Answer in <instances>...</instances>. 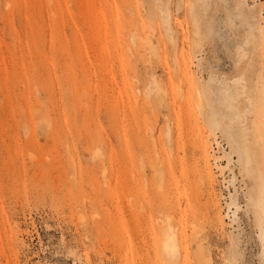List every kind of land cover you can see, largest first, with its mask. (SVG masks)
<instances>
[{"label":"rangeland","instance_id":"374dc122","mask_svg":"<svg viewBox=\"0 0 264 264\" xmlns=\"http://www.w3.org/2000/svg\"><path fill=\"white\" fill-rule=\"evenodd\" d=\"M260 184L264 0H0V264H264Z\"/></svg>","mask_w":264,"mask_h":264},{"label":"bare ground","instance_id":"6f19581e","mask_svg":"<svg viewBox=\"0 0 264 264\" xmlns=\"http://www.w3.org/2000/svg\"><path fill=\"white\" fill-rule=\"evenodd\" d=\"M191 9V8H190ZM194 11V10H193ZM193 21H194V23H195V25H198V20H197V18H196V13H195V11H194V13H193ZM197 93H198V102H197V106L199 107V109L200 110H202V107H203V100L204 99H206L207 101H209V99H208V91L207 90H205V89H200V90H198L197 91ZM201 114H202V112H201ZM215 114H213V119L215 120V116H214ZM233 122V121H232ZM235 126H242V123H240V122H237V123H229V125H228V132H229V134H230V137H231V139H232V142H233V148L235 149V151L239 154V156L243 159V170L246 172V174L248 175V176H250V177H252V175L254 176V174H255V172H256V166H255V160H254V156H253V153H252V149L250 148V146H249V143H248V136H247V134H246V132H244V131H240V133H239V135H238V138H234V134H233V129H234V127ZM143 168V167H142ZM182 174H184V173H182ZM256 176V175H255ZM199 178H201V177H199ZM256 178H257V180H254L255 181V183H256V185H258V180H259V178H258V176H256ZM201 180V179H200ZM206 180V179H205ZM199 182V181H198ZM198 182H197V184H198ZM161 183V182H160ZM163 184V183H162ZM161 184V185H162ZM200 184H201V182H200ZM199 187V186H198ZM259 188H260V194H258L257 195V198H256V201H255V207H254V209H255V212H256V214L258 215V216H260V214H261V212H264V192H262V185L260 184L259 185ZM177 189H178V187H177ZM198 190V189H197ZM177 193H179V192H177ZM186 194V193H185ZM179 196V195H178ZM177 198V197H176ZM140 199H142V198H140ZM190 199V198H189ZM141 202V200L139 201V203ZM144 202V201H143ZM143 202H142V204L140 203V205H142V207L144 206V204H143ZM179 203V202H178ZM172 204V203H171ZM180 204V203H179ZM188 204V203H187ZM186 204V205H187ZM183 212H184V217H185V219H189L188 217L189 216H193V219L195 218V215H196V212L197 211H194L193 209H192V207H189L188 209H187V207L183 210ZM180 215V214H179ZM178 215V216H179ZM191 220H192V218H191ZM186 221V220H185ZM190 223V222H189ZM192 224H193V222H191ZM183 224V223H182ZM195 225V224H194ZM168 227L170 228V232H172V229H171V226L170 225H168ZM193 227H195V226H193ZM199 228V227H198ZM197 232L199 231L200 232V230H196ZM195 231V229L194 228H191V234H193L194 232H196ZM198 235L196 234V237H197ZM193 237H194V235H193Z\"/></svg>","mask_w":264,"mask_h":264}]
</instances>
